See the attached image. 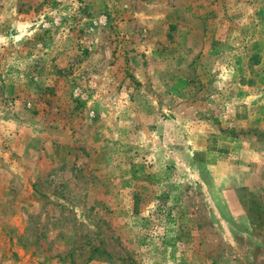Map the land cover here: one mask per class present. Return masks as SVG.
Here are the masks:
<instances>
[{"label": "rangeland", "instance_id": "1", "mask_svg": "<svg viewBox=\"0 0 264 264\" xmlns=\"http://www.w3.org/2000/svg\"><path fill=\"white\" fill-rule=\"evenodd\" d=\"M0 264H264V0H0Z\"/></svg>", "mask_w": 264, "mask_h": 264}]
</instances>
